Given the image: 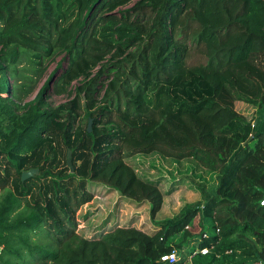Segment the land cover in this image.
<instances>
[{
  "label": "trees",
  "instance_id": "trees-1",
  "mask_svg": "<svg viewBox=\"0 0 264 264\" xmlns=\"http://www.w3.org/2000/svg\"><path fill=\"white\" fill-rule=\"evenodd\" d=\"M63 52L68 66L27 101L40 67ZM24 60L32 75L17 68ZM247 66L261 94L242 86ZM51 91L74 97L52 107ZM152 154L199 159L221 172L217 187L200 185L203 204L158 219L171 192L126 161ZM30 170L39 172L22 181ZM94 184L148 204L157 230L107 224L80 238ZM263 199L264 0H0V264H163L173 251L181 264H264ZM38 232L55 247L33 244Z\"/></svg>",
  "mask_w": 264,
  "mask_h": 264
},
{
  "label": "rangeland",
  "instance_id": "rangeland-1",
  "mask_svg": "<svg viewBox=\"0 0 264 264\" xmlns=\"http://www.w3.org/2000/svg\"><path fill=\"white\" fill-rule=\"evenodd\" d=\"M134 2L122 7L121 9L124 10L130 8ZM194 55L195 57L191 61L194 63L202 61L201 56L198 55L197 52H194ZM68 64V57L64 52L58 53L52 60L44 62L42 67H40L43 69L41 76H35L37 88L35 89L34 94L27 101L34 98L38 90L53 73L57 78L62 73L63 69L68 66ZM104 64L105 68H107L110 65V62H105ZM60 66L62 67L61 69ZM30 67L31 66L28 60H24L22 65L19 64L17 66L21 74L26 73L28 75H32L30 71H28ZM100 68L101 67L96 68L93 73H97ZM258 71V69L251 66L241 68L242 75L247 77V79L242 80V86L247 88V90L254 95L261 94L262 92L261 90L256 89L254 85L255 79L253 76L259 73ZM112 76L113 74L111 72H107L104 73V76L100 80V85L105 86V88L101 87L98 90L96 96L98 105L102 106L110 101L106 100V90L109 82L113 79ZM10 81L11 84H14L13 78H10ZM80 84L81 81L74 82L70 88V92H73ZM110 96L112 97L114 95L111 94ZM72 97H74V94L72 96L69 93L57 95L51 91L48 94L47 99L48 103L52 107H55L65 103ZM114 100H116V97H114ZM125 101L126 96L122 95L123 105ZM236 110L250 120L256 114L257 108L254 106H246L245 103L238 102L236 103ZM232 143V148L239 146L238 139L232 140ZM228 152L225 154L226 156L228 155ZM162 158L163 157L161 155L152 154L149 156L140 155L126 160L136 169L140 176L156 180L164 194L169 191L171 192L169 196H166L164 211L163 215L159 217L160 220L174 218L183 211L186 205L203 204V196L199 190L200 185L205 184L206 190L208 191L217 187L218 179L221 174L218 169L206 168L199 161V159L196 158H186L180 160V164L182 166L174 160V163H177L178 165L173 167V169ZM168 161H170V159H168ZM88 191L94 194L95 197L91 203L83 206L77 213V234L80 238L93 239L98 237L104 231L103 228L107 224L109 227H131L133 225L136 228L152 234L157 230L158 226H156V224L150 219L148 204L138 208L136 203L122 199L118 192H111L110 189H107L101 184L92 185ZM123 200L128 204H126ZM122 201L125 205L121 204ZM99 230L100 232L98 233ZM32 241L33 244L52 246L53 248L55 247L54 242L48 239L47 233L45 232H38L36 236L33 235ZM193 247H195V245H193ZM196 248L197 247L193 248V250ZM25 260L34 262V260H31L27 253H25Z\"/></svg>",
  "mask_w": 264,
  "mask_h": 264
},
{
  "label": "built area",
  "instance_id": "built-area-1",
  "mask_svg": "<svg viewBox=\"0 0 264 264\" xmlns=\"http://www.w3.org/2000/svg\"><path fill=\"white\" fill-rule=\"evenodd\" d=\"M261 205L264 206V199L261 201ZM201 252L203 255L207 254L209 250L207 248L201 249V250H195L194 254L197 252ZM182 258L180 256V253L177 251H173L170 254L164 255L162 257V263L163 264H181ZM183 264H192V256H189L187 260Z\"/></svg>",
  "mask_w": 264,
  "mask_h": 264
},
{
  "label": "water",
  "instance_id": "water-1",
  "mask_svg": "<svg viewBox=\"0 0 264 264\" xmlns=\"http://www.w3.org/2000/svg\"><path fill=\"white\" fill-rule=\"evenodd\" d=\"M92 125H93V119H90L89 120V123H88L89 133L92 132ZM68 166L70 167L71 172H74L75 171V167H74L73 162H72L71 152L68 153ZM38 172H39L38 170H30V171L24 172L22 174V181H26L27 179L32 178L33 176H35L36 174H38Z\"/></svg>",
  "mask_w": 264,
  "mask_h": 264
},
{
  "label": "crops",
  "instance_id": "crops-1",
  "mask_svg": "<svg viewBox=\"0 0 264 264\" xmlns=\"http://www.w3.org/2000/svg\"><path fill=\"white\" fill-rule=\"evenodd\" d=\"M238 103V102H237ZM243 103V102H242ZM246 106H248L247 104H245ZM134 158V157H133ZM132 159V158H131ZM164 161H166L167 163H168V165L171 167V168H173V167H175V166H177L178 164L177 163H174V161L173 162H170L171 161V159H170V161H168V160H164ZM180 164V163H179ZM181 165V164H180ZM182 166V165H181ZM174 169V168H173ZM125 202V201H124ZM126 203V202H125ZM121 204H124L123 203V201L121 202ZM126 204H128V203H126ZM125 205V204H124ZM165 206V205H164ZM163 211H164V209L162 210V212L159 214V216H158V219H159V217L161 216V215H163Z\"/></svg>",
  "mask_w": 264,
  "mask_h": 264
}]
</instances>
